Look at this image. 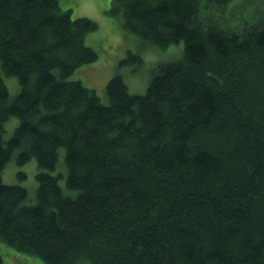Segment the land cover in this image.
I'll return each mask as SVG.
<instances>
[{"label": "trees", "instance_id": "trees-1", "mask_svg": "<svg viewBox=\"0 0 264 264\" xmlns=\"http://www.w3.org/2000/svg\"><path fill=\"white\" fill-rule=\"evenodd\" d=\"M252 1L238 25L231 0H113L127 32L183 49L143 94L112 75L104 104L70 77L97 58V23L59 0H0V239L47 264H264V0ZM60 148L66 191L50 172ZM15 151L36 160L35 199L2 180Z\"/></svg>", "mask_w": 264, "mask_h": 264}, {"label": "rangeland", "instance_id": "rangeland-1", "mask_svg": "<svg viewBox=\"0 0 264 264\" xmlns=\"http://www.w3.org/2000/svg\"><path fill=\"white\" fill-rule=\"evenodd\" d=\"M113 0H59L63 10H71L73 17H89L97 23V28L86 37V42L97 52V58L74 70L71 78H77L82 83L96 91L100 101L104 104L109 102L106 94V84L114 74L122 75L130 93L143 94L147 88L149 79L158 63L169 61L181 56L183 43L178 42L164 48L151 45L143 39L127 32L121 25V21L110 12ZM233 4H241L239 9L234 8L231 15V23L240 25L236 16L248 17L252 10V0H231ZM258 3V2H257ZM219 22L228 26L231 23L222 19ZM138 54L139 58H133L131 63L125 62L128 53ZM10 97L17 94L20 89L15 76H4ZM18 119L10 117L4 124L5 139L11 136ZM58 162L52 174L62 173L59 183L66 191L65 176L66 167L64 164V148L58 151ZM15 151L6 163L2 171V180L8 184H20L28 191L29 198H36L37 189V163L31 158L24 164L16 163ZM0 255L5 263L11 264H47L40 257L16 249L0 239Z\"/></svg>", "mask_w": 264, "mask_h": 264}, {"label": "bare ground", "instance_id": "bare-ground-1", "mask_svg": "<svg viewBox=\"0 0 264 264\" xmlns=\"http://www.w3.org/2000/svg\"><path fill=\"white\" fill-rule=\"evenodd\" d=\"M89 33H90V32H89ZM89 33H88V34H89ZM88 34H87V35H88Z\"/></svg>", "mask_w": 264, "mask_h": 264}]
</instances>
